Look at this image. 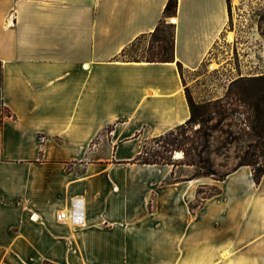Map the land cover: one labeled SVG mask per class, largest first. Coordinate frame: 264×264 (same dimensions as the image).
Returning <instances> with one entry per match:
<instances>
[{
	"label": "crops",
	"instance_id": "0c3cea01",
	"mask_svg": "<svg viewBox=\"0 0 264 264\" xmlns=\"http://www.w3.org/2000/svg\"><path fill=\"white\" fill-rule=\"evenodd\" d=\"M167 2L0 0V264H264V172L132 162L190 119L180 66L242 40L227 38L232 0H179L174 61L124 58ZM210 185L221 193L194 206ZM78 196L84 223L58 220Z\"/></svg>",
	"mask_w": 264,
	"mask_h": 264
},
{
	"label": "rangeland",
	"instance_id": "374dc122",
	"mask_svg": "<svg viewBox=\"0 0 264 264\" xmlns=\"http://www.w3.org/2000/svg\"><path fill=\"white\" fill-rule=\"evenodd\" d=\"M232 3L234 19L227 38L234 41L236 29H239L241 44L238 47H218L210 61L199 70H184L188 93L199 91L206 99L219 97L200 112V118L206 119L211 136L207 155L219 174L230 173L245 160L255 161L254 168L262 164V160H255L251 145L258 142L253 126L264 129V0H232ZM174 16L167 18L169 23L175 24L172 22ZM149 43L150 37L142 38L130 54L141 55ZM228 61L233 63V67L226 64ZM243 63L244 78L237 77ZM250 66H261L258 73L263 71V74L252 75L247 69ZM199 126V123L194 124L188 134L193 136ZM148 141L155 145L151 138ZM178 152L182 155L178 156ZM183 156L182 151L174 154V158ZM180 166L179 172L186 176H193L200 170L194 165ZM217 189H220L217 185L202 187L193 205H202L205 197Z\"/></svg>",
	"mask_w": 264,
	"mask_h": 264
},
{
	"label": "trees",
	"instance_id": "16d2710c",
	"mask_svg": "<svg viewBox=\"0 0 264 264\" xmlns=\"http://www.w3.org/2000/svg\"><path fill=\"white\" fill-rule=\"evenodd\" d=\"M179 0H168L164 15L158 23L155 30L148 34H141L131 44H129L122 51L124 58L133 61H174L175 57V24L169 23L167 18L176 15ZM150 37V43L146 51L141 55L138 53L130 54L134 51L137 43L142 39ZM136 52V51H135ZM182 76H184V69L180 66ZM185 79V78H184ZM2 76L0 75V83ZM188 100L191 108V117L184 124L177 128L166 132L160 136L151 138V141L156 145H151L150 141L145 140L142 151L132 160V162L139 164H170V165H194L199 167V171L192 176L195 177H211L216 180H224L229 173L219 174L214 168L213 161L207 152L210 148V132L206 124V119L200 118V112L206 109L212 102H196L192 94L187 91ZM217 112V110H216ZM3 114L10 115L11 112L7 107H3ZM199 123L200 126L194 130V135L188 134V130L194 124ZM255 137L258 142L251 145L254 148L253 156L255 160H262L257 168H254L255 161L245 160L234 170L243 165H250L254 170V178L259 181L264 172V129H257L253 126ZM150 139V138H149ZM177 151L184 152L182 158H174ZM221 193V189L212 192L211 196Z\"/></svg>",
	"mask_w": 264,
	"mask_h": 264
},
{
	"label": "built area",
	"instance_id": "2783aa9c",
	"mask_svg": "<svg viewBox=\"0 0 264 264\" xmlns=\"http://www.w3.org/2000/svg\"><path fill=\"white\" fill-rule=\"evenodd\" d=\"M34 214L31 216L34 219ZM60 221L71 220L76 224H83L85 221V200L83 197H76L72 200L69 210H62L57 214Z\"/></svg>",
	"mask_w": 264,
	"mask_h": 264
},
{
	"label": "bare ground",
	"instance_id": "6f19581e",
	"mask_svg": "<svg viewBox=\"0 0 264 264\" xmlns=\"http://www.w3.org/2000/svg\"><path fill=\"white\" fill-rule=\"evenodd\" d=\"M178 20H177V17L176 16H174L173 17V19H172V22H174V23H176ZM178 156H181L182 154H181V152H178Z\"/></svg>",
	"mask_w": 264,
	"mask_h": 264
}]
</instances>
